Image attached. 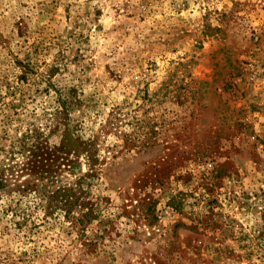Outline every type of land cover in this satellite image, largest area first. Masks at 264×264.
I'll return each instance as SVG.
<instances>
[{"label":"rangeland","instance_id":"rangeland-1","mask_svg":"<svg viewBox=\"0 0 264 264\" xmlns=\"http://www.w3.org/2000/svg\"><path fill=\"white\" fill-rule=\"evenodd\" d=\"M0 264H264V0H0Z\"/></svg>","mask_w":264,"mask_h":264},{"label":"trees","instance_id":"trees-1","mask_svg":"<svg viewBox=\"0 0 264 264\" xmlns=\"http://www.w3.org/2000/svg\"><path fill=\"white\" fill-rule=\"evenodd\" d=\"M63 150H66V146H64ZM91 147L89 144L80 141L79 139H75V155L80 156L83 153H90ZM90 159L93 160V155H90ZM95 162H93L94 165ZM74 188L63 187L61 194L58 193L56 196H52V202H58L57 204L61 206V210L65 211L67 216H71L75 213V206H78L79 200L75 205V191ZM60 199V200H59ZM92 217L93 215L90 212H83L82 217L86 220Z\"/></svg>","mask_w":264,"mask_h":264}]
</instances>
